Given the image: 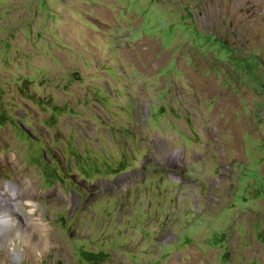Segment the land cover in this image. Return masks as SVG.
Instances as JSON below:
<instances>
[{
  "label": "rangeland",
  "instance_id": "374dc122",
  "mask_svg": "<svg viewBox=\"0 0 264 264\" xmlns=\"http://www.w3.org/2000/svg\"><path fill=\"white\" fill-rule=\"evenodd\" d=\"M6 156L10 264H264V0H0Z\"/></svg>",
  "mask_w": 264,
  "mask_h": 264
},
{
  "label": "bare ground",
  "instance_id": "6f19581e",
  "mask_svg": "<svg viewBox=\"0 0 264 264\" xmlns=\"http://www.w3.org/2000/svg\"><path fill=\"white\" fill-rule=\"evenodd\" d=\"M2 164H6V168H13L17 166L18 161L17 159H11L6 156L0 158V166ZM23 172V174L20 173V175H23L22 178L17 177L14 181H11L14 183L13 186L0 185V188H2V192H0V244L7 239V233L13 235L14 233L16 234L17 232L23 231L30 243L25 247V251L35 253L47 246L50 239L48 238L46 227L36 224L33 221V217L38 213V208L34 207L33 209L31 202H42V193L44 192L39 190V184L31 175L32 172ZM51 200L52 204L58 203L55 198ZM20 213L23 214L24 218ZM6 218H8V220L10 219V221L6 220ZM15 234L14 237H16ZM13 242L15 243H13L12 246L14 245L17 247V242L15 240H13ZM6 243L4 242V245ZM6 249L8 251L7 247ZM6 249L5 247L0 249V259L5 260V262H0V264H10L12 260L9 258L11 256L6 253Z\"/></svg>",
  "mask_w": 264,
  "mask_h": 264
}]
</instances>
